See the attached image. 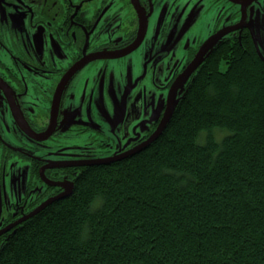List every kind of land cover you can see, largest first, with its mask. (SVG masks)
<instances>
[{
  "label": "trees",
  "instance_id": "trees-1",
  "mask_svg": "<svg viewBox=\"0 0 264 264\" xmlns=\"http://www.w3.org/2000/svg\"><path fill=\"white\" fill-rule=\"evenodd\" d=\"M195 68L157 138L82 168L0 264H264V60L240 41Z\"/></svg>",
  "mask_w": 264,
  "mask_h": 264
},
{
  "label": "flooded vegetation",
  "instance_id": "flooded-vegetation-1",
  "mask_svg": "<svg viewBox=\"0 0 264 264\" xmlns=\"http://www.w3.org/2000/svg\"><path fill=\"white\" fill-rule=\"evenodd\" d=\"M252 4L264 10L260 0H0V8L17 5L28 15L30 31L0 20V182L4 186L17 177L26 182L24 193L13 198L18 200L0 203V231L9 227L0 238L65 187L72 191L78 172L89 166L85 163L122 156L143 144L163 117L170 90L183 92L190 77L175 83L205 43L203 61L221 45L240 41L251 42L264 60L249 26ZM197 6L204 10L198 21L189 12ZM168 9L174 12L166 18ZM175 16L192 21L189 39L164 51L173 57L167 64L150 69L146 62L144 69L141 46L148 26ZM92 64L99 65L98 79L82 74ZM110 74L121 82L118 101L124 103L123 109L114 106L124 113L116 137L74 109L76 96L99 82L104 91L113 90Z\"/></svg>",
  "mask_w": 264,
  "mask_h": 264
},
{
  "label": "rangeland",
  "instance_id": "rangeland-1",
  "mask_svg": "<svg viewBox=\"0 0 264 264\" xmlns=\"http://www.w3.org/2000/svg\"><path fill=\"white\" fill-rule=\"evenodd\" d=\"M263 1L264 0H260V2ZM253 4L251 5L253 9L250 10L251 13L249 15V26L251 27L255 47L257 48L259 53L264 56V10H260L259 8H257V4L255 6H253ZM259 5H262V3H260ZM168 11L169 9L167 10L166 18L169 17L172 12H174V10H172L168 14ZM189 12L192 19L196 18V20L198 21L202 19L200 17L204 10L199 9V7L197 6L195 10L189 9ZM27 17L28 15L23 14L22 9L17 5L11 7L8 10H4L2 9V7L0 8L1 21L10 19L17 24L19 29L21 28L23 32L30 34V31L26 27L28 25H25ZM174 18V21L165 23L162 18L159 17V20H162L163 22L158 21L151 26H148L146 39L141 46V49L143 50L142 59H146L143 63L144 69L146 62H148V64L150 65V69H153V66H156L159 63L167 64V61H169L173 57H166L164 55V51L169 49L174 43L176 44V46L178 45V48H181L182 43H186V41L189 39L192 21L188 23L187 20L185 21L179 17L175 16ZM151 51V56H146ZM98 66V64H92L88 66V68L85 69L82 74L89 75L91 72L92 77L98 79V76L96 75ZM108 82L109 85L114 88L111 91H104V83L102 82V84L101 82H99L97 86L79 93L76 96L79 101L74 105V109L77 110L79 115H87V121H91V123L94 126L98 127L99 130L103 131V133H110L109 135L116 137L119 136L123 131L118 118L123 116L124 113L121 114L120 111L117 112V109L114 108V106L116 108L121 107V109H123L124 107L123 101H118L119 93L121 90V82H119L118 78H116L113 74H110L108 76ZM163 97H165V95ZM178 97L179 93H173L174 100ZM107 116L110 118H107ZM113 116H115L116 119L113 120ZM79 120L81 122H84L81 119ZM102 123L109 127L105 128ZM77 148L78 150L83 151L81 147ZM78 150L77 152H80ZM84 154L85 151L80 153L79 156L83 157ZM50 157L51 155H48V158ZM25 186L26 182L22 184L20 177H17L15 180L6 181L4 183V186L0 182V203L9 205L13 201L18 200V198H13L14 196L17 197V195H19L20 197L25 191ZM3 191L4 193H2Z\"/></svg>",
  "mask_w": 264,
  "mask_h": 264
},
{
  "label": "water",
  "instance_id": "water-1",
  "mask_svg": "<svg viewBox=\"0 0 264 264\" xmlns=\"http://www.w3.org/2000/svg\"><path fill=\"white\" fill-rule=\"evenodd\" d=\"M208 44L205 43L203 45V47L201 48V50L199 51V53L196 55V57L192 60V62L188 65V67L184 70V72L178 77L177 81L175 84H178V82L180 83L181 81H184L188 78V76L190 75V73L194 70V68L196 67V65L199 63V61L202 58V53L203 50L206 48ZM182 84V82H181ZM180 84V85H181ZM174 87V86H173ZM178 101V98L174 100L173 98V92H169V96H168V102H167V107L165 109L164 115L161 118L156 130L153 132V134L143 143L141 144L139 147L135 148L134 150L122 155V156H118L115 158H110L107 160H103V161H97V162H89V163H85L88 165H92V164H107L116 160H119L123 157H127L130 156L132 154H134L135 152L141 150L142 148H144L145 146H147L150 142H152L155 138H157V136L159 135V133L161 132V130L164 128L166 122L168 121L169 117L171 116V113L173 112L175 105ZM61 186H63V184H61ZM71 193V190L67 187H65V191L61 194H59L58 196H55L49 200H47L46 202H44L42 205H40L37 209H35L30 215H28V217L34 215L35 213H37L40 209H42L43 207H45L47 204L51 203L52 201L55 200H59V199H63L66 198L69 194ZM9 229V227L4 228L3 230L0 231V234L7 231Z\"/></svg>",
  "mask_w": 264,
  "mask_h": 264
}]
</instances>
